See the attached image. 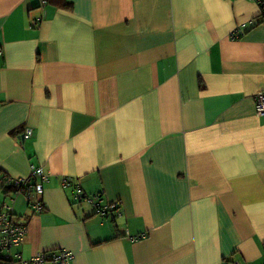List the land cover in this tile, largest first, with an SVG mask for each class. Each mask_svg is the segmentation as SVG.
<instances>
[{
  "label": "crops",
  "instance_id": "crops-1",
  "mask_svg": "<svg viewBox=\"0 0 264 264\" xmlns=\"http://www.w3.org/2000/svg\"><path fill=\"white\" fill-rule=\"evenodd\" d=\"M235 29L243 33L232 38ZM0 50V173L49 174L41 211L13 198L26 235L11 255L64 248L72 264L264 263L255 3L0 0ZM77 188L107 213L75 201Z\"/></svg>",
  "mask_w": 264,
  "mask_h": 264
},
{
  "label": "built area",
  "instance_id": "built-area-1",
  "mask_svg": "<svg viewBox=\"0 0 264 264\" xmlns=\"http://www.w3.org/2000/svg\"><path fill=\"white\" fill-rule=\"evenodd\" d=\"M258 6L259 14L264 17V0H250ZM241 29H235L231 33L232 38L242 35ZM1 52V50H0ZM255 112L259 115L264 114V90L255 94ZM32 131L26 129L23 137L31 136ZM49 174L40 166L32 167L25 176H10L0 173V190L11 200V204L3 203L0 211V263L4 264H72L74 254L64 248L51 251H40L29 258H22L20 254L11 255L13 247L23 242L26 235V226L19 224L14 218V196L23 195L27 200L30 210L39 212L43 208L40 199L44 183L48 181ZM74 178L62 177V185L68 186ZM75 201H86L93 205L95 212L101 215L106 213L108 208L99 209V204L95 202L96 197L85 196L79 188L73 195ZM137 236L135 239H137ZM222 264H243L239 261H225ZM264 264V263H263Z\"/></svg>",
  "mask_w": 264,
  "mask_h": 264
},
{
  "label": "trees",
  "instance_id": "trees-1",
  "mask_svg": "<svg viewBox=\"0 0 264 264\" xmlns=\"http://www.w3.org/2000/svg\"><path fill=\"white\" fill-rule=\"evenodd\" d=\"M110 210V209H109ZM108 209L106 210V213H107ZM106 213H104L103 215H105Z\"/></svg>",
  "mask_w": 264,
  "mask_h": 264
}]
</instances>
